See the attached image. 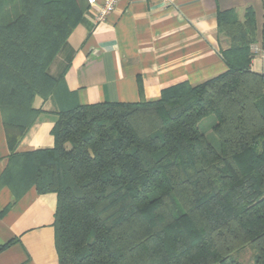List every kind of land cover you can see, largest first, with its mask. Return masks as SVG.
<instances>
[{
    "label": "trees",
    "instance_id": "16d2710c",
    "mask_svg": "<svg viewBox=\"0 0 264 264\" xmlns=\"http://www.w3.org/2000/svg\"><path fill=\"white\" fill-rule=\"evenodd\" d=\"M0 19V109L7 128L37 117L48 67L80 21V0H18ZM3 7L0 5V11ZM227 69L154 101L76 104L58 112L53 146L12 153L0 177L16 198L54 192L59 264H264V74L250 69L246 23L219 14ZM212 116L215 148L198 124ZM14 145L19 135L9 133ZM3 246H0V250Z\"/></svg>",
    "mask_w": 264,
    "mask_h": 264
},
{
    "label": "crops",
    "instance_id": "0c3cea01",
    "mask_svg": "<svg viewBox=\"0 0 264 264\" xmlns=\"http://www.w3.org/2000/svg\"><path fill=\"white\" fill-rule=\"evenodd\" d=\"M75 25L48 67L58 83L36 96L39 113L19 130L3 124L0 109V177L12 153L51 148L58 112L76 104L154 101L169 86L199 84L223 73L230 39L219 14L246 23L253 11L250 69L264 74V0H120L96 22L85 0ZM264 89V87H263ZM264 99V98H263ZM212 126V125H211ZM9 133L19 135L11 146ZM57 197L29 187L18 198L0 185V264H59L53 226Z\"/></svg>",
    "mask_w": 264,
    "mask_h": 264
},
{
    "label": "rangeland",
    "instance_id": "374dc122",
    "mask_svg": "<svg viewBox=\"0 0 264 264\" xmlns=\"http://www.w3.org/2000/svg\"><path fill=\"white\" fill-rule=\"evenodd\" d=\"M0 5L3 7L0 11V19H9L15 16V13L19 10L18 0H0ZM213 121L212 116L205 117L200 121L198 127L207 140L218 149V139L211 129ZM253 255L254 250L249 245H245L232 253V257L244 264H252Z\"/></svg>",
    "mask_w": 264,
    "mask_h": 264
},
{
    "label": "built area",
    "instance_id": "2783aa9c",
    "mask_svg": "<svg viewBox=\"0 0 264 264\" xmlns=\"http://www.w3.org/2000/svg\"><path fill=\"white\" fill-rule=\"evenodd\" d=\"M120 0H85L87 8L93 13L96 22L103 21L113 13ZM165 6H173L174 0H161Z\"/></svg>",
    "mask_w": 264,
    "mask_h": 264
}]
</instances>
